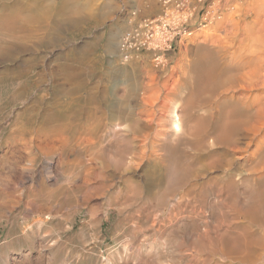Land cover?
<instances>
[{
	"label": "rangeland",
	"instance_id": "374dc122",
	"mask_svg": "<svg viewBox=\"0 0 264 264\" xmlns=\"http://www.w3.org/2000/svg\"><path fill=\"white\" fill-rule=\"evenodd\" d=\"M64 1L0 0V264H230L231 258L233 264L237 261L259 264L260 259L264 262L263 255L256 256L259 249L264 254L259 246L263 234H259L256 227L245 230L246 224L238 213L237 205L243 201L249 186L246 180L251 177L248 176L249 167L242 159L246 153L236 154L238 160L235 162L238 168L241 166L240 174L242 176L244 172V176L231 175V179L235 176V181L232 179L231 182L230 178L224 180L229 185L230 192H227L230 195L226 191H213L217 184H226L214 177L221 176L218 170L206 168L207 161L211 159L209 153L193 148L198 145L196 140L184 137V134H174L170 126L169 110L175 105L187 103L189 112L185 113L188 117L185 119L188 126L196 118L189 101L192 100L191 85H194L193 79L196 80V69L204 67L200 61L206 58L203 56L209 47L207 39L210 33L207 31L210 27H204L209 24V21H204V15L216 0H190L193 14L181 27L180 35L175 37L173 49L164 52L165 60L161 65L154 60L153 51L136 53L128 63L122 60L118 51H113L123 34L131 28L134 9L139 17L154 18L163 11L161 0H71L69 6L83 7V12L59 18L54 10ZM89 9L96 15L81 20ZM36 10L46 15L41 22H35ZM185 29L195 33L186 37ZM191 70L196 72L195 75ZM103 88L107 90L104 98L100 96ZM143 98L152 104L142 105ZM119 105L123 106L122 109ZM47 111L52 116L46 121L44 115ZM109 113L117 115H114V122L110 120ZM124 115L134 125L132 128L125 130L124 125L127 126L128 122H124ZM103 118L107 119L106 122L102 121ZM92 119L94 122L98 119L95 125L92 122L94 132L89 122ZM16 120L19 126H15ZM151 126H154V132ZM147 134L150 136L146 139L148 141L144 139ZM58 136L66 139H58ZM55 139L58 140L55 142ZM60 140L62 144H59ZM41 146L46 149H40ZM203 157L206 158L204 162ZM93 186L97 190L92 189ZM242 228L243 233L240 231ZM224 234L227 238L225 243L221 240ZM256 235H262L261 240ZM40 238L44 239V248L39 247ZM255 238L259 242H252ZM238 242L241 248L245 244L253 246H244L243 252L239 248V252ZM223 244L227 250H222ZM231 244L235 245L232 247L237 252ZM246 248L250 252L253 248L255 251L250 253ZM246 251L249 254L255 252L252 256L257 259L252 257L255 261L249 260L251 255L248 258Z\"/></svg>",
	"mask_w": 264,
	"mask_h": 264
},
{
	"label": "bare ground",
	"instance_id": "6f19581e",
	"mask_svg": "<svg viewBox=\"0 0 264 264\" xmlns=\"http://www.w3.org/2000/svg\"><path fill=\"white\" fill-rule=\"evenodd\" d=\"M136 1V0H135ZM160 1V0H159ZM173 1V0H172ZM190 1V0H188ZM184 4V1H179L181 2L180 5L178 6L177 5V2H171L170 5V13L171 14H174L172 17L175 18L176 16H178L179 13H187L186 11L190 8V4L192 3L191 1ZM71 2V0H65L60 6H58L55 10H54V13L56 14L57 17L59 18H63V17H68V16H72L71 14L74 13V14H81L83 12V7H70L69 6V3ZM141 2V1H140ZM196 3V2H195ZM175 4L177 5L178 8H176ZM140 7V6H139ZM182 8V9H181ZM182 10V11H179V10ZM194 9V8H193ZM192 9V10H193ZM45 10V9H44ZM88 10V9H87ZM136 10V9H134ZM224 10V12H223ZM47 13L46 15L48 16V9L46 10ZM200 11V10H199ZM132 12V11H131ZM162 12V11H161ZM51 13V12H50ZM54 14V15H55ZM46 15L45 14H42V11H38L36 10V13H35V16H34V19H35V22H41V20H43L44 18H46ZM95 12L92 10V9H89V12L84 14L83 16H81V20L83 19H86L88 17H92V16H95ZM195 16V15H193ZM197 16V15H196ZM205 16V17H204ZM204 21H209V24L207 23V25H204V27H210L209 30L207 31H210V33H208V50L207 52H209V55H207L208 53L205 51V49H200L205 52H202V53H205L207 56H204L203 57H206L204 60L205 63L203 61H200V63L203 65L204 64V67L202 68H199L198 64L197 67L199 68L198 70L196 69L197 74H196V80H194L193 78V82L194 85H191V87L193 86V91H192V94L190 93V91L188 93H190L192 95V98L190 96H187L188 98L190 97L192 100L189 99V101H191V112L193 114H195L196 118H192L194 119V121L192 122V125H190L189 123V126L187 125V119L185 118H188L185 113L189 112L188 111V105L187 103L182 104L181 106L179 105H174L172 108H171V111L169 110V112L171 113V122H170V126L172 127L171 129L173 130V133L176 134V135H179V134H184L183 136L185 137H189L193 140H196V142H198L197 146H193V148L195 147L196 150H199L201 152L203 151H207V154L209 153L210 155V160L207 161L208 163L205 165L206 168L209 169H216L218 170L220 173H221V176L220 177H216L214 176L215 178H218L220 179L222 182L224 180H226L227 178H230L231 175H240V171L239 168L241 167H237L235 162H237L238 160V157L236 156V154H240V153H246V155H244V157L242 158L246 164L248 165L249 168H247V171L248 172V176L250 178H248L247 176L245 177L248 181L247 184L250 186H248L246 192H245V195L243 197V201H240V203L237 205L238 206V213L240 212L241 214V217L243 218L244 220V224H246V227H245V230L248 229V231L253 227L257 230H259V234H263V240H264V0H216L214 2V4L210 7V9H208V12L206 15H204ZM130 17V16H129ZM171 17V18H172ZM200 17V16H199ZM48 18V17H47ZM83 18V19H82ZM145 18V17H144ZM132 21V25L131 27L134 26V21L131 19ZM180 21V19H179ZM178 23H176L177 25ZM196 24V23H194ZM205 24V23H204ZM174 25V24H173ZM186 27V26H185ZM206 28V29H207ZM205 30V28H204ZM193 30H189L186 32L187 36H190L193 34ZM195 33V32H194ZM185 34V33H184ZM201 34V33H200ZM180 35V34H179ZM116 36V35H114ZM207 36V35H206ZM118 37V36H117ZM121 37V36H120ZM162 37V36H161ZM159 38V41L162 42L163 41V38ZM122 38V37H121ZM116 39H114L115 41ZM185 40V39H184ZM111 41V40H110ZM112 41V42H114ZM118 43V42H117ZM116 43V44H117ZM194 43V42H193ZM205 43V45H207ZM113 44V43H112ZM120 44H121V40H119V44H118V47H115V50H113L114 52L115 51H118L119 53H121L120 51ZM205 45H203V47H206ZM116 46V45H115ZM110 47V46H109ZM207 49V48H206ZM99 50V49H98ZM200 50V51H201ZM199 52V51H198ZM191 53V52H190ZM196 54V53H195ZM198 54H201V52H199ZM120 55V54H119ZM203 55V54H201ZM179 57V56H178ZM199 57V55H198ZM201 57V58H203ZM120 58V57H119ZM165 57H163V61L164 62V59ZM198 60V58H197ZM201 60V59H199ZM198 60V61H199ZM129 62V61H128ZM127 62V63H128ZM203 62V63H202ZM178 63V62H177ZM194 63V62H193ZM196 63V62H195ZM198 63V62H197ZM199 63V64H200ZM131 64V62H130ZM200 64V65H201ZM125 65V64H124ZM161 65V64H159ZM194 65V64H193ZM192 65V66H193ZM126 67V66H125ZM124 67V68H125ZM132 68V67H131ZM123 70V69H122ZM168 70V69H167ZM24 71V70H23ZM189 71V70H188ZM194 71V70H193ZM192 72V70H191ZM193 73V72H192ZM196 73V72H195ZM195 73H193L195 75ZM120 75V74H119ZM183 75V74H181ZM190 75V74H189ZM188 77V76H187ZM194 77V76H193ZM186 78V77H185ZM184 78V79H185ZM97 79V78H96ZM188 79V78H187ZM88 80V79H87ZM174 81V80H173ZM188 81V80H187ZM39 82V81H38ZM192 82V80H191ZM28 83V82H27ZM29 84V83H28ZM38 84V83H37ZM92 84V83H91ZM90 84V85H91ZM191 84V83H189ZM79 85V84H78ZM85 86V85H84ZM181 86V85H180ZM179 86V87H180ZM184 86L183 85V88L182 90L184 89ZM26 87V86H25ZM64 87V86H63ZM78 87V86H76ZM91 87V86H90ZM89 87V88H90ZM165 87V86H164ZM178 87V88H179ZM59 88V86H58ZM81 88V87H80ZM84 88V87H83ZM107 88V87H106ZM166 88V87H165ZM172 88V87H171ZM77 89V88H76ZM86 89V87H85ZM92 89V88H91ZM90 89V90H91ZM190 89V87H189ZM20 90V89H19ZM57 90V89H56ZM64 90V88H63ZM67 90V88H66ZM68 90H70L68 88ZM106 90V89H105ZM103 90L101 91L102 92V96L103 98L107 95L106 94V91ZM170 90V89H169ZM192 90V89H191ZM94 91V90H93ZM177 91V90H176ZM180 91V90H179ZM18 92V91H17ZM64 92V91H63ZM71 92V91H69ZM76 92V91H75ZM89 92V91H88ZM96 92V91H95ZM98 92V91H97ZM100 92V91H99ZM170 92V91H169ZM168 92V93H169ZM186 92V91H185ZM72 93V92H71ZM70 93V94H71ZM94 94V92H92ZM171 93V92H170ZM179 93H183V92H179ZM66 94V93H65ZM178 94V92L176 93ZM185 96H186V93H184ZM69 95V94H68ZM72 95V94H71ZM70 95V96H71ZM87 95V94H86ZM86 95H83V96H86ZM97 95V94H95ZM95 95H92V96H95ZM174 95V93H173ZM172 95V96H173ZM182 95V94H181ZM180 95V96H181ZM45 96V95H44ZM90 96V95H89ZM87 95V97H89ZM179 95H177V98H178ZM183 96V95H182ZM184 96V98H185ZM13 97V95H12ZM41 98V97H40ZM46 98V97H45ZM58 98V97H57ZM62 98V97H61ZM60 98V99H61ZM74 98V97H73ZM93 99H95L94 97H92ZM180 99L183 98V97H179ZM37 99V98H36ZM60 99H58L57 101H59ZM86 99V98H85ZM63 100V99H62ZM68 100V99H67ZM70 100V99H69ZM91 100V99H90ZM99 100V99H98ZM107 100V99H106ZM126 100V99H125ZM151 100V99H150ZM149 100V101H150ZM183 100V99H182ZM186 100V98L184 99ZM43 101V100H42ZM73 101V99H72ZM88 101V100H87ZM93 101V100H92ZM95 101V100H94ZM105 101V99H104ZM181 101V100H180ZM34 102V101H33ZM47 102V101H46ZM45 102V103H46ZM86 102V100L84 101ZM110 102V99L109 101ZM124 104H125V101H123ZM152 102V101H150ZM148 102V100H145L144 98L141 99V104L146 106V105H151L152 103ZM164 102V100H163ZM166 102V101H165ZM186 102V101H185ZM49 102H47L48 104ZM52 103V102H51ZM54 103V102H53ZM59 103V102H58ZM57 103V104H58ZM62 103V102H61ZM64 103L67 104V102L64 101ZM70 104V102H68ZM78 103V102H77ZM94 103V102H93ZM105 103H107L105 101ZM37 104V103H36ZM83 104V103H82ZM81 104V105H82ZM95 104V103H94ZM93 104V105H94ZM121 105L124 106V104L120 103ZM135 104V103H134ZM157 104V103H156ZM161 104V103H160ZM163 103V107L164 108H167V105ZM177 104V103H176ZM34 106V104H32ZM31 105V106H32ZM43 105V104H42ZM48 105H51V104H48ZM53 105V104H52ZM59 105V104H58ZM77 105V104H76ZM89 106H91L90 104H88ZM92 105V106H93ZM96 105V104H95ZM94 105V106H95ZM98 105V104H97ZM96 105V106H97ZM104 105V104H103ZM106 105V104H105ZM128 105V104H126ZM170 104H168L169 106ZM32 106V107H33ZM47 106V105H46ZM71 106V105H69ZM100 106V105H99ZM109 106V105H107ZM106 106V107H107ZM113 106V105H112ZM120 106V105H119ZM123 106H120L121 109ZM158 106V104H157ZM36 107V106H35ZM54 107V106H53ZM52 107V108H53ZM67 107V105H66ZM77 107V106H76ZM84 108L86 107L85 105L83 106ZM125 107V106H124ZM151 107V106H150ZM162 107V106H161ZM162 107V108H163ZM40 108V107H39ZM61 108V107H60ZM82 108V109H84ZM101 108H105L101 106ZM32 109V108H30ZM29 109V110H30ZM45 109V108H44ZM64 108H62L63 110ZM90 109V108H88ZM87 109V111H89ZM110 109V106L109 108ZM114 109V108H112ZM143 109V108H142ZM26 110V109H25ZM27 110V111H29ZM51 110V108H50ZM67 110V109H66ZM79 110V109H78ZM86 110V109H84ZM141 110V109H140ZM167 110V109H165ZM36 111V110H35ZM59 111V110H58ZM65 111V109H64ZM70 111V110H69ZM83 111V110H82ZM94 111H95V108H94ZM93 111V112H94ZM98 111V110H97ZM104 111V109H103ZM109 111V110H108ZM129 111V110H128ZM142 111V110H141ZM140 111V112H141ZM145 111V110H144ZM31 112V111H30ZM43 112V111H42ZM56 112V111H55ZM71 112V111H70ZM101 112V110H100ZM116 112V111H115ZM114 112V113H115ZM124 112V111H123ZM122 112V113H123ZM146 112V111H145ZM160 112V110H159ZM35 113V112H33ZM83 113V112H82ZM88 113V112H87ZM103 113V112H102ZM108 113V112H107ZM106 113V114H107ZM112 113V112H111ZM109 113V114H111ZM120 113V112H119ZM125 113V112H124ZM128 113V112H127ZM130 113V112H129ZM143 113V111H142ZM147 113V112H146ZM145 113V114H146ZM19 114V113H18ZM32 114V113H31ZM55 114V113H54ZM70 114V113H69ZM86 114V112H85ZM98 114H99V111H98ZM106 114L104 116H106ZM132 114V113H130ZM164 114V113H163ZM191 114V113H190ZM23 115H24V112H23ZM66 115V113H65ZM78 115V114H77ZM89 115V113H88ZM91 115V114H90ZM103 115V114H102ZM100 115V116H102ZM112 115V114H111ZM109 116L110 120H114L115 117L113 114L112 116ZM162 115V114H161ZM30 116V115H28ZM27 116V117H28ZM52 116V113L51 112H48L46 113V115H44V118H46V121L47 119H50V117ZM83 116H84V113H83ZM86 116V115H85ZM99 116V115H98ZM103 116V117H104ZM117 117V115H115ZM149 116V115H148ZM186 116V117H185ZM191 116L193 117L194 115L191 114ZM38 117H41V116H37ZM43 117V116H42ZM57 117V116H56ZM65 117V116H64ZM81 117V116H79ZM94 117V115H93ZM107 117V116H106ZM154 117V116H153ZM169 117V115H168ZM22 118V117H21ZM59 118V117H58ZM71 118V116H70ZM84 118V117H83ZM105 118V117H104ZM102 119L106 120L107 119ZM137 118V117H136ZM155 118V117H154ZM165 118V117H163ZM25 119V118H24ZM53 119V118H51ZM55 119V118H54ZM78 119V118H77ZM99 119V118H98ZM96 119V121L98 120ZM121 119V118H120ZM45 120V119H44ZM57 120V119H55ZM83 120V119H82ZM93 120V119H92ZM89 121L93 122V124L95 125V122L94 120L93 121ZM100 120V119H99ZM123 120L124 122H128L126 123V125H124L125 127V130L126 128H132L134 125L131 124L130 120H129V117L124 115L123 116ZM123 120H121V122L123 123ZM141 120V119H140ZM170 120V119H169ZM33 121V120H32ZM38 121V120H37ZM44 121V122H46ZM77 120H75L76 122ZM86 121V120H85ZM115 121V120H114ZM112 121V122H114ZM136 121V120H135ZM143 121V119H142ZM148 120H146L147 122ZM155 121V120H154ZM23 122V121H22ZM43 122V123H44ZM54 122V121H53ZM56 122V121H55ZM59 122V121H58ZM66 122V121H65ZM74 122V123H75ZM145 122V121H144ZM145 122V123H146ZM151 122V121H150ZM168 122V121H167ZM57 123V122H56ZM60 123V122H59ZM63 123H64V120H63ZM85 123V122H83ZM82 123V125H83ZM101 123V122H99ZM110 123V122H109ZM120 123V122H119ZM118 123V124H119ZM133 123V122H132ZM140 123V122H139ZM149 124V122H147ZM152 123V122H151ZM191 123V122H190ZM41 124V123H40ZM39 124V125H40ZM93 124H92V127H91V130L92 132L95 131V126L93 127ZM98 124V123H97ZM96 124V125H97ZM112 124V123H111ZM134 124H137L136 122ZM154 124V123H153ZM157 124V123H156ZM18 125V120H16L15 122V126ZM36 125V124H35ZM42 125V124H41ZM51 125V124H50ZM53 125V124H52ZM58 125V124H55V126ZM81 125V126H82ZM88 125V124H87ZM100 125V124H99ZM14 126V125H13ZM14 126V127H15ZM19 126V125H18ZM80 126V125H79ZM89 126V125H88ZM136 126V125H135ZM41 126H39V129H40ZM60 126H58L59 128ZM86 127V126H84ZM90 127H87V128H90ZM118 127H120V125H118ZM117 127V128H118ZM122 127V126H121ZM137 127V126H136ZM135 127V129H137ZM141 127V125H140ZM145 127V124L144 126ZM146 127H148L146 125ZM154 127V126H153ZM152 126L150 127L151 130L153 128ZM17 128V127H16ZM14 128V129H16ZM43 128V127H42ZM83 128V127H82ZM98 128V127H97ZM142 128V127H141ZM13 129V130H14ZM44 129V128H43ZM46 129V128H45ZM57 129V128H56ZM86 129V128H85ZM84 129V130H85ZM139 129V128H138ZM38 130V129H37ZM58 130V129H57ZM60 130V129H59ZM61 130H62V127H61ZM81 130V128H80ZM83 130V129H82ZM83 130V131H84ZM99 130V129H98ZM120 131H124L123 129H119ZM146 130V129H145ZM169 130V129H168ZM39 131V130H38ZM40 131H42V129H40ZM39 131V132H40ZM73 131V130H72ZM137 131V130H136ZM141 131V130H140ZM153 131V130H152ZM47 132V131H46ZM53 132V131H52ZM82 133V131H80ZM88 132V130H87ZM87 132H85L87 134ZM129 132V130H128ZM133 132V131H132ZM139 132V130L137 131ZM147 132V131H146ZM154 132V131H153ZM164 132V131H163ZM167 132V131H166ZM165 132V133H166ZM41 133V132H40ZM64 133V132H63ZM75 133V132H74ZM91 133V132H90ZM89 133V134H90ZM127 133V131H126ZM140 133V132H139ZM145 134V131L143 132ZM157 133V132H156ZM72 134V133H71ZM77 134H80L78 133L77 131ZM149 134V133H148ZM144 138L145 140L148 139L150 136V134ZM152 134V133H151ZM158 134V133H157ZM156 134V135H157ZM162 134V133H161ZM168 134V133H167ZM43 135V134H42ZM41 135V137H43ZM65 135V133H64ZM73 137L75 134H72ZM81 135V134H80ZM171 135V134H170ZM66 136V135H65ZM85 136V135H84ZM83 136V137H84ZM91 136V135H90ZM93 136V135H92ZM119 136V135H118ZM128 136V134H127ZM159 136V134H158ZM156 136V137H158ZM163 136V135H162ZM62 137V136H60ZM60 137L58 136V139H60ZM68 137V136H66ZM77 137V136H76ZM86 137V136H85ZM88 137V136H87ZM86 137V138H87ZM155 137V138H156ZM161 137V135H160ZM164 137V136H163ZM168 136H166L167 138ZM64 139H66L65 137H62ZM75 138V137H74ZM90 138V137H89ZM153 138V139H155ZM159 138V137H158ZM162 138V137H161ZM160 138V139H161ZM54 139V138H53ZM58 139H55V142L56 140ZM77 139V138H76ZM75 139V140H76ZM79 139V138H78ZM77 139V141H79ZM119 139V138H118ZM159 139V140H160ZM163 139V138H162ZM49 140V139H48ZM63 140V139H62ZM69 140V139H68ZM82 140V139H81ZM87 140V139H86ZM91 140V139H90ZM141 140V139H140ZM182 140V139H181ZM64 141V140H63ZM94 141V140H93ZM92 141V143H93ZM148 141V140H146ZM190 141V140H188ZM187 141V143H188ZM192 141V140H191ZM49 142V141H48ZM53 142V141H52ZM58 142V141H57ZM61 140L59 141V144H60ZM68 143V141H66ZM82 143V141H80ZM83 142H84V139H83ZM129 142V141H128ZM156 142V141H155ZM184 142V141H182ZM195 142V141H194ZM51 143V142H50ZM63 142H61L62 144ZM80 143V144H81ZM87 143V142H86ZM85 143V144H86ZM90 142L88 141L87 144H89ZM154 142H152L151 144H153ZM159 143V142H158ZM179 143V142H178ZM46 144V143H45ZM57 144V143H56ZM79 144V142L77 143ZM86 144V145H87ZM117 144V143H116ZM128 144H131V143H127ZM145 144V143H144ZM143 144V145H144ZM157 144V142H156ZM193 144V143H192ZM195 144V143H194ZM47 145V144H46ZM66 145V144H65ZM84 145V143L82 144ZM80 145V146H82ZM146 145V144H145ZM158 145V144H157ZM156 145V146H157ZM62 146V145H61ZM90 146V145H89ZM154 146V145H153ZM155 146V147H156ZM255 146V147H254ZM57 147V146H56ZM59 147V146H58ZM79 147V146H77ZM117 147V146H116ZM159 147V145H158ZM190 147V146H189ZM20 148V147H19ZM39 148V147H38ZM62 148V147H61ZM191 148V147H190ZM192 148V149H193ZM40 149L42 150H45L46 148L41 146ZM122 149V148H121ZM125 149V147L123 148ZM127 149V147H126ZM185 149V148H184ZM187 149V148H186ZM189 149V148H188ZM51 150V149H49ZM119 150V149H118ZM172 150V149H171ZM194 150V149H193ZM53 151V150H52ZM133 151V150H132ZM47 152V151H45ZM125 152V151H124ZM128 152V151H127ZM191 152V151H190ZM43 153V152H42ZM176 153V152H175ZM196 152H194L195 154ZM200 154V152H198ZM23 154V153H22ZM122 154V153H121ZM131 154V153H130ZM141 154V153H140ZM178 154V153H176ZM197 154V153H196ZM20 155V154H19ZM46 155V154H45ZM88 155V154H87ZM120 155V154H119ZM118 155V156H119ZM128 155V154H127ZM198 155V154H197ZM196 155V156H197ZM139 156V154H138ZM200 156V155H198ZM208 156V155H207ZM240 156V155H239ZM91 157V156H90ZM123 157V156H122ZM141 157V156H140ZM201 157V156H200ZM205 157V156H204ZM203 157V158H204ZM124 158V157H123ZM208 158V157H207ZM64 159V158H63ZM126 159V158H125ZM132 159V158H131ZM174 159V158H173ZM205 159V160H204ZM203 159V162L206 161V158ZM191 160V159H189ZM240 160V159H239ZM242 160V161H243ZM185 161V160H184ZM200 161H201V158H200ZM241 163H244L242 162ZM36 162V161H35ZM188 162V161H187ZM193 162V160H192ZM198 162V160H197ZM239 162V161H238ZM16 163V162H15ZM171 163V162H170ZM200 163V162H198ZM202 163V162H201ZM200 163V164H201ZM187 164V163H186ZM199 164V165H200ZM203 164V163H202ZM173 165V164H172ZM185 165V164H184ZM170 166V164H169ZM247 167V166H246ZM169 168V167H168ZM182 168V167H181ZM156 169V168H155ZM158 169V168H157ZM170 169V168H169ZM186 169V168H185ZM163 170V169H162ZM171 170V169H170ZM164 171V170H163ZM188 171V170H187ZM208 171V172H209ZM212 171V170H211ZM243 172V171H242ZM172 173V172H171ZM177 173V172H176ZM197 173V172H196ZM195 173V175H197ZM199 173V172H198ZM76 174V173H75ZM247 174V173H246ZM164 175V174H162ZM161 175V176H162ZM189 175V174H188ZM203 175V174H202ZM212 175V174H211ZM75 176V175H74ZM149 176V175H148ZM234 176V177H235ZM244 176V172H243V175ZM241 176V177H242ZM158 177V176H157ZM179 177V176H178ZM184 177V175L182 176ZM212 177V178H214ZM233 177V178H234ZM241 177H238V178H241ZM162 178V177H160ZM180 178V177H179ZM195 178V177H194ZM232 178V179H233ZM159 179V178H158ZM231 179V178H230ZM229 179V180H230ZM231 179V182L234 180ZM242 179V178H241ZM239 179V180H241ZM244 179V178H243ZM154 180V179H153ZM210 180V178H209ZM228 180V179H227ZM87 181V180H86ZM85 181V183H87ZM156 181H157V178H156ZM180 181V180H179ZM202 181V180H201ZM235 181V180H234ZM245 181V180H243ZM84 182V181H83ZM148 182V181H147ZM153 182V181H152ZM209 182V181H208ZM217 182V181H216ZM229 182V181H227ZM230 182V183H231ZM239 182V181H238ZM84 183L83 186H86ZM150 183V182H149ZM156 183V182H155ZM159 183V181H158ZM191 183V182H190ZM225 183V181H224ZM234 183V182H233ZM240 183V182H239ZM245 182H243L244 184ZM136 184V183H135ZM210 184V183H209ZM212 184H216V183H212ZM226 184V183H225ZM238 184V183H237ZM90 185V184H89ZM205 185V184H204ZM218 185V184H217ZM215 186L213 185V188L214 189L213 191L217 190V191H229V185L226 184L225 186ZM236 185V183H235ZM241 185V184H240ZM239 185V186H240ZM88 186V185H87ZM96 186V185H94ZM94 186L92 187V189L94 188ZM134 186V185H133ZM141 186V185H139ZM148 186V185H146ZM153 186V185H152ZM172 186V185H171ZM175 186V185H173ZM228 186V187H227ZM233 186V185H232ZM237 186V185H236ZM242 186V185H241ZM245 186V185H244ZM142 187V186H141ZM160 187V186H159ZM210 187V188H211ZM238 187V186H237ZM102 188V187H101ZM136 188V187H135ZM184 188V187H183ZM182 188V189H183ZM187 188V187H186ZM206 188V187H205ZM91 189V190H92ZM95 189V188H94ZM143 189V188H142ZM148 189V188H147ZM191 189V188H190ZM231 189V187H230ZM235 189V188H234ZM237 189V188H236ZM97 190V189H95ZM132 190V189H131ZM140 190V189H139ZM184 190V189H183ZM197 190V189H196ZM211 190V189H210ZM239 190V189H238ZM136 191V190H135ZM88 193H93V191H87ZM140 192V191H139ZM144 192V191H143ZM204 192V191H203ZM230 192V191H229ZM227 192V193H229ZM238 192V191H237ZM186 193V192H185ZM188 193V192H187ZM243 193V192H242ZM241 193V194H242ZM132 194V193H131ZM130 194V195H131ZM137 194V192H136ZM158 194V193H157ZM88 194H86L87 196ZM92 195V194H91ZM228 195V194H227ZM226 195V196H227ZM230 195V193H229ZM233 195V194H232ZM240 195V194H239ZM143 196V195H142ZM183 196V195H182ZM220 196V194H219ZM223 196V195H222ZM226 196H223V197H226ZM90 197V195H89ZM221 197V196H220ZM228 197V196H227ZM234 197V196H233ZM237 197V196H236ZM234 197V198H236ZM136 198V197H135ZM233 198V199H234ZM241 198V197H240ZM240 198H238L237 200H239ZM188 199V198H187ZM200 199V198H199ZM223 199V198H221ZM227 199V198H226ZM196 200V198H195ZM225 200V198H224ZM229 200L232 202L231 200V197H229ZM214 201V200H213ZM221 201V200H220ZM226 201V200H225ZM236 201V200H234ZM211 202V201H210ZM228 202V201H226ZM238 202V201H237ZM216 203V202H215ZM221 203V202H220ZM37 204V203H36ZM207 204V203H206ZM205 204V205H206ZM212 204V203H211ZM224 204L223 201L221 203V205ZM233 204H235V207L236 206V203L234 202ZM231 205V204H229ZM224 206V205H222ZM221 206V207H222ZM226 206H227V203H226ZM229 207V206H228ZM234 207V206H233ZM208 208V207H207ZM210 208V207H209ZM220 209V208H219ZM210 213V212H209ZM212 214V213H211ZM236 216H237V213H234ZM224 215V214H223ZM232 215V214H231ZM207 216V215H206ZM227 216V215H226ZM234 216V215H233ZM239 216V215H238ZM45 217V216H44ZM232 217V216H231ZM235 217V216H234ZM233 217V218H234ZM237 218V217H236ZM241 218V220H242ZM38 219V218H37ZM239 219V218H238ZM237 221H240L238 220ZM229 220V218H228ZM209 221V220H208ZM236 221V219H235ZM60 223V222H59ZM200 223V222H199ZM211 223V222H209ZM38 224V223H37ZM201 224V223H200ZM227 224V223H226ZM236 224V223H234ZM240 224V223H239ZM243 224V223H242ZM59 225V224H58ZM217 225V224H216ZM237 225V224H236ZM214 226V225H213ZM211 226V227H213ZM218 226V225H217ZM216 226V227H217ZM230 226V225H229ZM238 226V225H237ZM245 226V225H244ZM243 226V227H244ZM210 227V228H211ZM232 227H235V226H232ZM59 228V227H58ZM63 228V227H62ZM220 228V226H219ZM252 228V229H253ZM206 229V228H205ZM204 229V230H205ZM215 229V227H214ZM241 229V228H239ZM238 229V230H239ZM243 229V228H242ZM224 230V228H223ZM226 230V229H225ZM236 230V229H235ZM228 230H226L227 232ZM242 233L244 231L243 230H240ZM247 231V232H248ZM256 231V230H255ZM226 232H223V233H226ZM239 232V231H238ZM246 232V231H245ZM244 232V233H245ZM254 232V231H253ZM253 232H252V235H253ZM257 232V231H256ZM261 232V233H260ZM24 233V232H23ZM236 233V232H235ZM227 234V233H226ZM240 234V233H239ZM246 234H249V233H246ZM250 234H251V231H250ZM249 234V236H250ZM209 235V234H208ZM228 235V234H227ZM242 235V234H241ZM251 235V236H252ZM258 235V234H257ZM256 235V237H257ZM212 236V235H210ZM223 237L221 238V240L223 239V243L225 239L224 235H222ZM234 236V235H233ZM239 236V235H238ZM244 236V235H243ZM242 236V237H243ZM261 236H258L259 237V240ZM228 237V236H226ZM237 237V236H236ZM241 237V236H240ZM257 237V238H258ZM261 237V238H262ZM232 238V237H231ZM235 238V237H233ZM257 238H255L253 241L251 239H253V236L251 237V241L254 242L255 240H257ZM229 239V237H228ZM249 239V238H248ZM247 239V240H248ZM43 238H40V241H39V247L41 248H44L43 247ZM235 240V239H233ZM233 240H231L232 242L230 243H233ZM237 240V239H236ZM241 240V239H240ZM246 240V241H247ZM261 240L260 242L257 240V242H259V246H261V249L263 250L262 252L264 253V241ZM52 241V240H51ZM203 241V240H202ZM205 241V240H204ZM203 241V242H204ZM229 241V240H228ZM227 241V242H228ZM238 241V240H237ZM245 241V242H246ZM249 241V240H248ZM34 242V241H33ZM216 242V241H215ZM222 242V241H221ZM226 242V243H227ZM236 241H234L235 243ZM241 243V241H240ZM248 243V242H246ZM251 243V242H250ZM249 243V244H250ZM211 244V243H210ZM222 244V243H220ZM229 244V242L227 243ZM245 244V243H244ZM254 244V243H253ZM256 244V243H255ZM254 244V245H255ZM45 245V244H44ZM60 245V244H59ZM62 245V244H61ZM198 245V244H197ZM236 247H237V243H235ZM235 245H232L231 244V247L232 246H235ZM238 245H239V242H238ZM252 245V244H251ZM57 246V245H56ZM205 246V245H204ZM221 246V245H220ZM219 246V247H220ZM240 246V245H239ZM243 246V244H242ZM245 247L248 246V244H245L244 245ZM243 246V247H244ZM253 246V245H252ZM252 246H248V248L252 247ZM256 246V245H255ZM258 246V245H257ZM206 247V246H205ZM213 247V246H212ZM217 247V246H216ZM222 247V246H221ZM231 247L228 246V248L230 249ZM241 248L238 247L237 251L239 250L240 252V249H243V251H245V247L244 248ZM256 248V247H255ZM221 249V248H220ZM225 249L227 250V248H225L224 244H223V248L222 250ZM233 249V247H232ZM247 249V248H246ZM254 249V248H253ZM252 251H255V249ZM41 250V249H40ZM215 250V249H213ZM221 250V251H222ZM235 252L236 251V248L233 249ZM109 251V250H108ZM151 250L149 251H146V252H150ZM209 251V250H208ZM207 251V252H208ZM232 251V250H231ZM230 251V252H231ZM247 251H249L247 249ZM247 251L245 253H247ZM251 251V252H252ZM260 251V249H259ZM257 252L256 253V256H258L257 254H261L264 256V254L260 253V252ZM225 252V251H224ZM227 252V251H226ZM229 252V250H228ZM228 252L226 253V256L228 254ZM234 252V253H235ZM238 254L240 255L241 253ZM250 252V251H249ZM250 252V253H251ZM75 253V252H74ZM157 253V252H156ZM216 253V252H215ZM214 253V254H215ZM221 253V252H220ZM219 253V254H220ZM223 253V252H222ZM255 253V252H253ZM252 254H248V258L249 256L251 255V259L249 260H252ZM224 254V253H223ZM238 254L236 253V255L238 256ZM246 254V255H247ZM147 255V254H146ZM216 255V254H215ZM222 255V254H221ZM218 256V254H217ZM220 256V255H219ZM232 256V254H231ZM231 256H228L229 258H231ZM236 256V257H237ZM241 258H244L243 255H240ZM238 256V257H240ZM255 256V255H254ZM211 257V255H210ZM224 257V256H223ZM228 257H227V262H228ZM246 257V256H245ZM262 257V256H261ZM53 258V257H52ZM216 258V257H214ZM221 257H219L220 259ZM234 258V257H233ZM255 259H257V257H253ZM259 258V256H258ZM263 258V257H262ZM70 259V258H69ZM128 259V258H127ZM148 259V258H147ZM210 259V258H209ZM223 259V258H222ZM236 259V258H235ZM234 259V260H235ZM255 259H253L255 261ZM240 260V259H239ZM244 261V259H241ZM246 262L247 259L245 258ZM252 260V262H254ZM206 261V260H205ZM208 261V260H207ZM211 261V259H210ZM209 261V262H210ZM213 261V260H212ZM223 261V260H221ZM230 264H233V260L231 258L230 260ZM237 261V260H235ZM260 262H262L263 260H259ZM66 262V261H65ZM259 264H262L260 263ZM214 263H215V260H214ZM220 264V262H218ZM222 263V262H221ZM226 263V262H225ZM229 263V262H228ZM235 263V262H234ZM237 263L241 264V261H237ZM235 263V264H237ZM245 263V262H242V264ZM256 263V262H255ZM258 263V262H257ZM256 263V264H257ZM67 264V263H65ZM204 264V263H203ZM206 264V263H205ZM223 264V263H222ZM249 264V263H248ZM254 264V263H252Z\"/></svg>",
	"mask_w": 264,
	"mask_h": 264
},
{
	"label": "built area",
	"instance_id": "2783aa9c",
	"mask_svg": "<svg viewBox=\"0 0 264 264\" xmlns=\"http://www.w3.org/2000/svg\"><path fill=\"white\" fill-rule=\"evenodd\" d=\"M161 1L164 8L157 17L142 18L139 17L138 11L132 12L134 26L123 34L120 44V55L124 62L130 61L136 53L153 51L154 60L158 64H162L164 63L162 62L164 52L173 49L175 37L181 32V27L191 18L193 11L190 4V8L186 11L187 13H179L178 16L173 18L174 14L170 13V6L168 5L174 1L179 6L181 3L179 1H184L185 4L188 0ZM177 5L175 4L176 8H178ZM181 9L179 11H182ZM176 23L178 24L176 25ZM186 32L187 30L185 29L184 33L186 34ZM160 37L163 38L162 42L159 41Z\"/></svg>",
	"mask_w": 264,
	"mask_h": 264
}]
</instances>
